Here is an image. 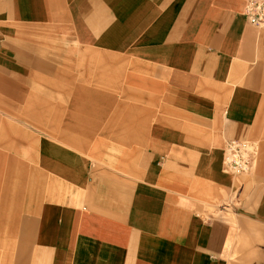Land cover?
Instances as JSON below:
<instances>
[{"label":"crops","instance_id":"1","mask_svg":"<svg viewBox=\"0 0 264 264\" xmlns=\"http://www.w3.org/2000/svg\"><path fill=\"white\" fill-rule=\"evenodd\" d=\"M246 1L0 0V264H264Z\"/></svg>","mask_w":264,"mask_h":264},{"label":"built area","instance_id":"2","mask_svg":"<svg viewBox=\"0 0 264 264\" xmlns=\"http://www.w3.org/2000/svg\"><path fill=\"white\" fill-rule=\"evenodd\" d=\"M243 9L250 22L264 28V0H247ZM224 153L225 166L239 174L250 169L257 152L248 140L230 139Z\"/></svg>","mask_w":264,"mask_h":264},{"label":"rangeland","instance_id":"3","mask_svg":"<svg viewBox=\"0 0 264 264\" xmlns=\"http://www.w3.org/2000/svg\"><path fill=\"white\" fill-rule=\"evenodd\" d=\"M31 176V179L29 178L28 180H27V182L29 183V184H32V181H33V176L32 175H30ZM40 176V178L38 177V176H36V181H40L41 183H45L46 181H47V177H45L44 175H42V174H40L39 175ZM2 179V177H0V180ZM31 186V185H30ZM28 189V188H27Z\"/></svg>","mask_w":264,"mask_h":264}]
</instances>
